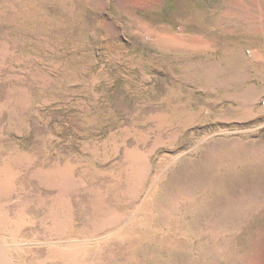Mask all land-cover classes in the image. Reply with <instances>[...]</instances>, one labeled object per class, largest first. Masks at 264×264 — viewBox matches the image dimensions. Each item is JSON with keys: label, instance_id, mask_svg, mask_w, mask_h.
<instances>
[{"label": "rangeland", "instance_id": "obj_1", "mask_svg": "<svg viewBox=\"0 0 264 264\" xmlns=\"http://www.w3.org/2000/svg\"><path fill=\"white\" fill-rule=\"evenodd\" d=\"M0 264H264V0H0Z\"/></svg>", "mask_w": 264, "mask_h": 264}, {"label": "built area", "instance_id": "obj_2", "mask_svg": "<svg viewBox=\"0 0 264 264\" xmlns=\"http://www.w3.org/2000/svg\"><path fill=\"white\" fill-rule=\"evenodd\" d=\"M248 54L250 53V52H247Z\"/></svg>", "mask_w": 264, "mask_h": 264}]
</instances>
